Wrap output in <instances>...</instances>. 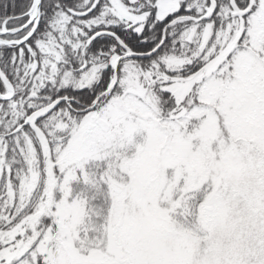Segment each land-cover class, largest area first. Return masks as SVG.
I'll list each match as a JSON object with an SVG mask.
<instances>
[{"label": "snow or ice", "instance_id": "snow-or-ice-1", "mask_svg": "<svg viewBox=\"0 0 264 264\" xmlns=\"http://www.w3.org/2000/svg\"><path fill=\"white\" fill-rule=\"evenodd\" d=\"M0 264H264V0H0Z\"/></svg>", "mask_w": 264, "mask_h": 264}]
</instances>
